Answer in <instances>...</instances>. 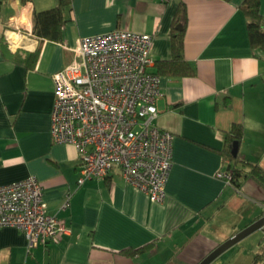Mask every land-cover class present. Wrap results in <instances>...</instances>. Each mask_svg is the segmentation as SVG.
<instances>
[{
  "label": "crops",
  "instance_id": "crops-1",
  "mask_svg": "<svg viewBox=\"0 0 264 264\" xmlns=\"http://www.w3.org/2000/svg\"><path fill=\"white\" fill-rule=\"evenodd\" d=\"M243 1L72 0L58 41L33 34L34 9L58 0H2L0 185L35 175L49 212L65 219L67 231L58 243L29 248L20 228L2 226L0 264H197L262 215L259 181L247 174L236 188L217 176L227 166L226 135L238 123L244 128L239 157L264 168V52L251 44ZM183 12L185 23L175 26ZM174 27L184 30L183 54L195 73H159L163 95L155 123L172 133L173 152L165 199L126 182L118 166L79 185L76 146L51 139L53 73L73 58L81 37L117 28L152 34L155 63L170 59ZM155 63L150 70L157 72ZM261 231L210 264H252ZM246 240L250 248L239 249ZM151 242L148 250L121 251Z\"/></svg>",
  "mask_w": 264,
  "mask_h": 264
},
{
  "label": "built area",
  "instance_id": "built-area-1",
  "mask_svg": "<svg viewBox=\"0 0 264 264\" xmlns=\"http://www.w3.org/2000/svg\"><path fill=\"white\" fill-rule=\"evenodd\" d=\"M152 40L150 33L122 28L86 35L73 58L53 73L51 139L76 146L79 185L105 178L118 166L126 182L153 200L165 199L172 133L155 123L163 92L161 75L150 70ZM217 176L232 185L231 168H220ZM65 224L49 212L35 175L0 185V227L20 228L29 248L60 242Z\"/></svg>",
  "mask_w": 264,
  "mask_h": 264
},
{
  "label": "trees",
  "instance_id": "trees-1",
  "mask_svg": "<svg viewBox=\"0 0 264 264\" xmlns=\"http://www.w3.org/2000/svg\"><path fill=\"white\" fill-rule=\"evenodd\" d=\"M72 0H58V4L44 9L33 11V34L41 39L48 38L53 40L63 39V26L66 21L64 11L67 6L71 5ZM0 0V13H1ZM241 7L247 16V28L249 31L250 41L253 47L259 48L264 52V15L260 12V0H244ZM175 18V26L178 21H186V15L179 14ZM173 56L170 59L157 60V72L169 75H192L195 73L193 67L185 59L183 54L184 30L173 28ZM244 134L243 125L233 124L226 135V146L222 151L223 160L227 168L232 169L233 178L232 185L236 188L240 187L242 179L247 175H251L264 186V168L257 163L243 160L239 154L233 153L235 142L240 143ZM230 161L234 163L231 164ZM264 241L259 247L252 264H257L264 257ZM154 242L148 243L139 248H125L121 250L126 254H134L138 251L148 250L153 247Z\"/></svg>",
  "mask_w": 264,
  "mask_h": 264
},
{
  "label": "water",
  "instance_id": "water-1",
  "mask_svg": "<svg viewBox=\"0 0 264 264\" xmlns=\"http://www.w3.org/2000/svg\"><path fill=\"white\" fill-rule=\"evenodd\" d=\"M178 28H183L182 25H179ZM239 151V143L235 142L233 153L235 155L238 154ZM255 230H263L264 231V214L260 215L256 220L243 227L236 233H234L229 238L225 239L221 243H219L213 250H211L201 261L197 264H210L215 258H217L220 254L226 251L228 248L239 242L248 234L254 232Z\"/></svg>",
  "mask_w": 264,
  "mask_h": 264
},
{
  "label": "rangeland",
  "instance_id": "rangeland-1",
  "mask_svg": "<svg viewBox=\"0 0 264 264\" xmlns=\"http://www.w3.org/2000/svg\"><path fill=\"white\" fill-rule=\"evenodd\" d=\"M256 232H258V233H256ZM262 231L261 230H259V231H255V232H253L252 234H259V233H261ZM252 236V235H251ZM256 242V240H253V242H251V243H255ZM242 243H247V247H243L244 245H239V249L240 248H244V249H246V248H250V245H249V243H248V240H246V241H242ZM241 243V244H242Z\"/></svg>",
  "mask_w": 264,
  "mask_h": 264
},
{
  "label": "bare ground",
  "instance_id": "bare-ground-1",
  "mask_svg": "<svg viewBox=\"0 0 264 264\" xmlns=\"http://www.w3.org/2000/svg\"><path fill=\"white\" fill-rule=\"evenodd\" d=\"M14 38V37H13ZM163 78V77H162ZM161 82H162V79H161ZM162 128V127H161ZM240 145V144H239ZM239 153V152H238ZM79 170V169H78ZM225 181V180H224ZM263 212V211H262ZM26 235V234H25ZM264 244V243H263ZM28 247V246H27ZM29 250V249H28ZM30 252V251H29Z\"/></svg>",
  "mask_w": 264,
  "mask_h": 264
},
{
  "label": "flooded vegetation",
  "instance_id": "flooded-vegetation-1",
  "mask_svg": "<svg viewBox=\"0 0 264 264\" xmlns=\"http://www.w3.org/2000/svg\"><path fill=\"white\" fill-rule=\"evenodd\" d=\"M263 214V213H262Z\"/></svg>",
  "mask_w": 264,
  "mask_h": 264
}]
</instances>
